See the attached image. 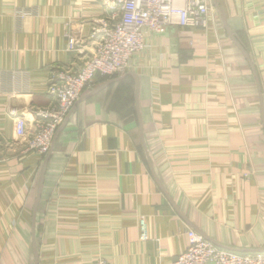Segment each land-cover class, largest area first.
<instances>
[{
	"label": "crops",
	"instance_id": "1",
	"mask_svg": "<svg viewBox=\"0 0 264 264\" xmlns=\"http://www.w3.org/2000/svg\"><path fill=\"white\" fill-rule=\"evenodd\" d=\"M103 16L99 0H0V264H172L189 231L264 253V0H212L206 27L148 35L124 79L85 91L37 205L46 157L16 117L49 106L52 70L84 64Z\"/></svg>",
	"mask_w": 264,
	"mask_h": 264
},
{
	"label": "built area",
	"instance_id": "2",
	"mask_svg": "<svg viewBox=\"0 0 264 264\" xmlns=\"http://www.w3.org/2000/svg\"><path fill=\"white\" fill-rule=\"evenodd\" d=\"M104 16L92 22L94 52L76 69L55 67L47 85L49 106L34 111L31 123L16 117V133L26 151L45 158L58 130L81 100L101 79L125 76L133 59L147 48L148 35H163L170 27H206L212 0H99ZM85 41L68 36V51L79 52ZM140 240L148 241L145 218L139 220ZM189 246L172 264H264V253H238L218 248L196 231L188 232ZM97 264H110L99 259Z\"/></svg>",
	"mask_w": 264,
	"mask_h": 264
},
{
	"label": "water",
	"instance_id": "3",
	"mask_svg": "<svg viewBox=\"0 0 264 264\" xmlns=\"http://www.w3.org/2000/svg\"><path fill=\"white\" fill-rule=\"evenodd\" d=\"M236 42V41H235ZM236 44L238 45V47L245 53V55H247L246 54V52L244 51V49L236 42ZM247 58H248V56H247ZM248 60H249V58H248ZM132 75V74H131ZM132 76H134V75H132ZM126 77V75L124 76V77H121V78H117V79H114V80H112V81H110V82H108L107 84H105L104 86H102L100 89H98L97 91H94L92 94H95V93H97L98 91H100L101 89H103V88H105V87H108L110 84H113V83H116V82H118V81H121L122 79H124ZM81 101H79L77 104H79ZM76 104V105H77ZM68 120V119H67ZM67 120H66V122H65V124L63 125V127L66 125V123H67ZM62 127V128H63ZM61 128V129H62ZM58 133V132H57ZM50 153H51V151L49 152V154L46 156V159H45V162H44V165H43V167H42V171H41V177H40V189H39V197H38V201H37V205L39 204V202H40V199H41V190H42V187H43V181H44V176H45V172H46V168H47V164H48V161H49V158H50ZM35 212H36V210H35ZM35 253H36V257H37V254H38V252H37V250H36V248H35Z\"/></svg>",
	"mask_w": 264,
	"mask_h": 264
}]
</instances>
